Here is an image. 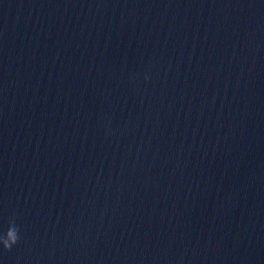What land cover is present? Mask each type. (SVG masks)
I'll list each match as a JSON object with an SVG mask.
<instances>
[{"label": "clouds", "instance_id": "obj_1", "mask_svg": "<svg viewBox=\"0 0 264 264\" xmlns=\"http://www.w3.org/2000/svg\"><path fill=\"white\" fill-rule=\"evenodd\" d=\"M18 233L19 229L16 227L15 221H10L6 233L3 236H0V243L3 244V247L6 250H10L11 247L17 243L19 239Z\"/></svg>", "mask_w": 264, "mask_h": 264}]
</instances>
